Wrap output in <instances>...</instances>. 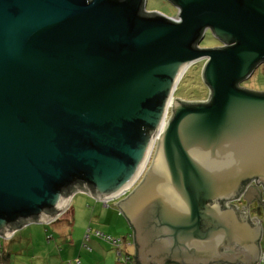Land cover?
Instances as JSON below:
<instances>
[{
    "label": "water",
    "instance_id": "95a60500",
    "mask_svg": "<svg viewBox=\"0 0 264 264\" xmlns=\"http://www.w3.org/2000/svg\"><path fill=\"white\" fill-rule=\"evenodd\" d=\"M169 1L179 20L145 0H0L1 237L148 168L118 203L134 264L261 256L260 220L225 202L264 186V91L238 86L264 61V0ZM207 29L224 45L197 47ZM201 60L208 100H172Z\"/></svg>",
    "mask_w": 264,
    "mask_h": 264
},
{
    "label": "rangeland",
    "instance_id": "374dc122",
    "mask_svg": "<svg viewBox=\"0 0 264 264\" xmlns=\"http://www.w3.org/2000/svg\"><path fill=\"white\" fill-rule=\"evenodd\" d=\"M145 11H156L164 13L168 16H173L177 12V8L174 4H172L169 0H145L144 3ZM219 39H217L210 29H207L204 32L202 39L199 41L198 47H215L218 46ZM204 65L203 60L194 63L190 66L187 71L185 72L184 77L179 82L177 89L174 93V98H181L182 100H204L208 95V87L202 82L201 78V70ZM199 76V77H198ZM186 77V78H185ZM202 84H201V82ZM242 86L249 90L254 91H264V61L260 62L258 65L254 67L250 75L242 79L241 81ZM207 94V95H206ZM116 201L110 200L107 203V206L103 205L102 202L97 201L94 197L90 196L85 192H75L69 204V209L67 213H65L62 217L54 220L50 224L57 229V227H61L60 225H56L57 222L68 223L67 232L72 236H70V241L65 248L61 250L60 248L55 251V255H52L51 258H47L43 260L40 258L39 260H35V264H68L69 260L72 261L73 264H77L79 260L78 256L81 257L80 252L88 251L90 247L93 246V242L86 238L87 228L89 227V221L91 219H97L100 215L106 216L109 212L112 211V206L110 203H115ZM117 209V208H116ZM118 213L113 210V212L118 215L119 222L118 226L116 227L119 231L120 227L123 226V232L119 236H123V246L122 249L118 252V258L122 260L124 259L123 264L130 262L128 258L124 257V255H129L132 258L134 257V245L129 242L128 230L132 232V228L129 226L127 220L125 219L124 215L119 212ZM61 216V215H60ZM60 219V220H59ZM261 223V221H260ZM28 225H39L38 223H28L22 225L21 228H24ZM128 227V230L126 228ZM263 228H264V219H263ZM127 235H126V234ZM133 234V233H132ZM264 234V233H263ZM15 236V231L12 233L11 237L8 240L13 239ZM54 237L51 241V245L55 248V242H63L66 237H61L59 234H54ZM46 240V239H45ZM103 241V240H102ZM104 243V241H103ZM129 244V245H128ZM126 246V248H125ZM261 249L263 254V261H264V236L261 241ZM54 251V250H53ZM90 251V250H89ZM104 251L108 259L112 262V264H119L117 261V252L115 249L113 250H102ZM91 254V253H90ZM14 258V257H13ZM64 258V259H63ZM49 261V262H48ZM134 262V258H133ZM81 264V263H80ZM83 264V263H82ZM88 264V263H84ZM134 264V263H131ZM264 264V263H263Z\"/></svg>",
    "mask_w": 264,
    "mask_h": 264
},
{
    "label": "trees",
    "instance_id": "16d2710c",
    "mask_svg": "<svg viewBox=\"0 0 264 264\" xmlns=\"http://www.w3.org/2000/svg\"><path fill=\"white\" fill-rule=\"evenodd\" d=\"M119 222V217L116 215L113 210L108 213L106 216L100 215L99 218L96 220V224L98 226V232L92 230L88 236L87 239L89 240L92 237H96L99 241V244L103 247L107 244L105 241V238L110 236L112 233L115 236H119L124 230L123 226L120 227L119 231L117 230ZM95 228L96 226H91ZM128 230V229H127ZM16 234H22L25 237H28L22 244L17 245L19 240L12 239L11 242V251L10 253L3 255L2 258H0V264H29L31 263L35 255H38L40 258L44 257H52V255H55L56 249L58 250L61 248H65L66 245L70 242V234L67 233V237L63 242H55L56 247L54 248L51 245V241L54 237L53 231L48 228L46 225H28L24 228H19L15 231ZM120 233V234H119ZM129 234V230L127 232ZM132 234V232H130ZM126 234V233H125ZM127 235V234H126ZM1 238V236H0ZM72 238V236H71ZM46 239V240H45ZM104 243H103V241ZM20 248V250L18 249ZM54 250V251H53ZM91 250V247L89 248ZM5 252L3 251V242L0 241V253ZM15 252H19L18 257H15V261L13 262L11 258L13 259L14 255H16ZM2 254H0L1 257ZM9 256L11 257L9 260ZM11 261V262H10ZM264 261L262 262V264ZM68 264H73L71 260H69ZM77 264H79L77 262ZM240 264V263H237Z\"/></svg>",
    "mask_w": 264,
    "mask_h": 264
},
{
    "label": "flooded vegetation",
    "instance_id": "af4514ba",
    "mask_svg": "<svg viewBox=\"0 0 264 264\" xmlns=\"http://www.w3.org/2000/svg\"><path fill=\"white\" fill-rule=\"evenodd\" d=\"M222 45H224V43L219 40L218 46H222ZM192 65H188L186 67V69L184 71V74L181 77V79L179 80V82L184 77L185 72L187 71V69L190 66H192ZM201 78H202V76H201ZM241 81L238 83V86L243 87ZM202 82L206 85V83L203 81V79H202ZM202 82H201V84H202ZM178 84H177V86H178ZM206 87H208V86L206 85ZM176 89H177V87H176ZM176 89H175V91H176ZM175 91H174V93H175ZM174 93H173L172 100H174ZM208 95H209V88H208ZM208 95L206 96V98L204 99V101H207L208 100ZM188 101H190V100H188ZM198 101H203V100H198ZM172 109H173V104L171 103L168 106L167 111L165 112V115H164V117H165L164 120L165 121H167V120L169 121L172 118V115H173V113L171 112ZM147 171H148V168L147 169H144L143 172L141 173V175L139 177H137V179L134 182H132L129 186H127L126 188H124L122 190V193H120L119 196H117V197H115V198L112 199V200L116 201V203H114V205H113V207H115V208H112V210H115L118 213V211H117V209H118L119 212L122 214L121 210L118 207V203H126L127 202L128 197L131 196V194L133 193V191L140 186V184L145 180V178L147 179ZM252 185H253V187L259 188V186H258L259 184H256V183L254 184L253 183ZM85 193H88L90 196H92V194L89 193V192H85ZM96 198L98 199L97 201H100V202H102V204L104 203L103 205L107 206V203L108 202L106 200L101 199V198H98V197H96ZM263 201H264V186L262 185V190H260V201L258 203L255 200V201H252L249 204H247L246 201L243 198V194H240L239 197H237L235 199H232V201H230V202L229 201L225 202V203H227L226 205L235 206L236 209L239 212L246 213L248 215V218L250 219L251 222H253L255 220H258V219L261 221V223H260V225H261V237L259 239H257L256 241H254V243H253L254 246L257 247L258 249H261V241H262V238L264 236V234H263L264 233V228H263L264 202ZM135 203H140V202H135ZM228 203H230V204H228ZM97 219H95V220L94 219H91L88 224H90L91 226H94V224H95L96 227H97V224H96V220ZM50 223L51 222L42 223V224L49 225ZM91 226H89L87 228L86 238H87L88 234L92 230L98 232V229H95V228H93ZM10 237H7V238L1 237L0 238V241L4 242V240H8ZM127 237L129 238V242L131 244H133L134 243V237H133V234L130 233V231H129V234L127 235ZM122 238H123V236H115L114 234H111L110 236H108V237L105 238V241L107 242V244L103 246V248L104 247H107V245L109 246L108 249H106V251L107 250H113V249H115V251L117 252V261L119 262V264H123V262H124V259L123 258H122V260H120L118 258V252L120 251V249H122V246H123ZM125 248H126V246H125ZM123 256L126 257V258H128V260L130 261V262H127L126 264L134 263L133 262V258L131 256H129L128 254L127 255H124L123 254ZM262 262H263V254H262V249H261V256L259 258H257L255 264H262ZM210 264H231V263L225 262V261H222V260H219V261H214V262H212Z\"/></svg>",
    "mask_w": 264,
    "mask_h": 264
},
{
    "label": "crops",
    "instance_id": "0c3cea01",
    "mask_svg": "<svg viewBox=\"0 0 264 264\" xmlns=\"http://www.w3.org/2000/svg\"><path fill=\"white\" fill-rule=\"evenodd\" d=\"M68 209H69V206H68V208L66 209V212H64L63 214H61V216H59V217H62L65 213H67V211H68ZM60 220V219H59ZM56 225H60L61 227H57V229H55L51 224H49V225H46V226H48V228L49 229H51L52 231H53V234H59V236H61V237H67L68 235H67V227H68V225H69V222L68 223H62V222H57V223H55ZM41 225H44V224H39L38 226H41ZM95 225V224H94ZM89 226H91L90 224H89ZM96 226V225H95ZM127 228V227H126ZM95 229H98V226L97 227H95ZM128 229V228H127ZM113 234V233H112ZM28 237H25V236H23L22 234H16L15 233V236H14V238L13 239H16V240H19V242L17 243V245H20V244H22L26 239H27ZM70 238V237H69ZM12 240V239H11ZM71 240V239H70ZM90 240H91V242H93V246L91 247V250L89 251H85V252H83V251H81L80 252V255H81V257H82V255H83V257L80 259V256H78V258H79V260L77 261L79 264L81 263H88V264H112V262L108 259V256H107V254L104 252V251H102V250H106V249H108V245H107V247H102L100 244H99V241H98V239L94 236V237H92V238H90ZM71 242V241H70ZM11 242H10V240H4V242H3V251H5V252H2L1 254V257L0 258H2V256L3 255H6V254H8V253H10V251H11ZM18 249L20 250V248L18 247ZM63 249V248H62ZM60 250H61V248H60ZM21 251V250H20ZM16 253V255H14V258L12 259L10 256H9V260H10V258H11V260L13 261V262H16L15 261V257L16 258H19L18 256L19 255H17V254H19V252H15ZM91 253V254H90ZM47 258H51L50 256L49 257H44V258H42L43 260H46ZM40 258H39V256L38 255H35V258H34V260L31 262V263H29V264H35V260H39ZM64 259V258H63ZM11 262V261H10ZM49 262V261H48ZM17 264V263H16ZM23 264V263H22ZM241 264V263H240Z\"/></svg>",
    "mask_w": 264,
    "mask_h": 264
},
{
    "label": "built area",
    "instance_id": "2783aa9c",
    "mask_svg": "<svg viewBox=\"0 0 264 264\" xmlns=\"http://www.w3.org/2000/svg\"><path fill=\"white\" fill-rule=\"evenodd\" d=\"M178 14H179V9L177 8V12H176V14L175 15H173V16H169L171 19H173V20H179V16H178Z\"/></svg>",
    "mask_w": 264,
    "mask_h": 264
}]
</instances>
